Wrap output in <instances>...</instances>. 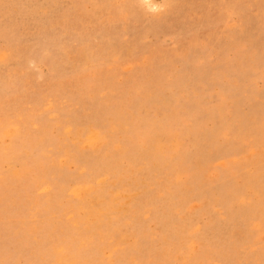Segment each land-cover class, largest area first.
<instances>
[{
    "label": "rangeland",
    "instance_id": "rangeland-1",
    "mask_svg": "<svg viewBox=\"0 0 264 264\" xmlns=\"http://www.w3.org/2000/svg\"><path fill=\"white\" fill-rule=\"evenodd\" d=\"M167 4L0 0V264H264V0Z\"/></svg>",
    "mask_w": 264,
    "mask_h": 264
},
{
    "label": "clouds",
    "instance_id": "clouds-1",
    "mask_svg": "<svg viewBox=\"0 0 264 264\" xmlns=\"http://www.w3.org/2000/svg\"><path fill=\"white\" fill-rule=\"evenodd\" d=\"M139 3L146 4L153 14H161L167 10V0H157V2L149 3V0H138Z\"/></svg>",
    "mask_w": 264,
    "mask_h": 264
}]
</instances>
